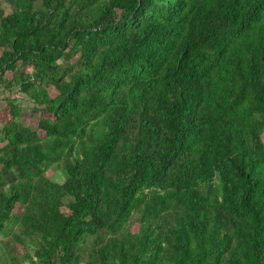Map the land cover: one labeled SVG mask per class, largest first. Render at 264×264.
Returning <instances> with one entry per match:
<instances>
[{
  "label": "trees",
  "instance_id": "16d2710c",
  "mask_svg": "<svg viewBox=\"0 0 264 264\" xmlns=\"http://www.w3.org/2000/svg\"><path fill=\"white\" fill-rule=\"evenodd\" d=\"M0 123V264H264V0H0Z\"/></svg>",
  "mask_w": 264,
  "mask_h": 264
},
{
  "label": "rangeland",
  "instance_id": "374dc122",
  "mask_svg": "<svg viewBox=\"0 0 264 264\" xmlns=\"http://www.w3.org/2000/svg\"><path fill=\"white\" fill-rule=\"evenodd\" d=\"M4 7H6L4 5ZM10 9L6 8V13H9ZM63 59L60 60V62H62ZM39 115L38 114H33L29 108H26L23 112V116H22V122L25 124H29L32 125L34 127H36L37 125V120H38ZM264 137V136H263ZM48 177H50L51 179L58 181V182H62L63 177L62 174L60 172H55L53 170H49L47 172ZM70 200H66L65 202L68 203ZM17 210H20V208H18Z\"/></svg>",
  "mask_w": 264,
  "mask_h": 264
},
{
  "label": "crops",
  "instance_id": "0c3cea01",
  "mask_svg": "<svg viewBox=\"0 0 264 264\" xmlns=\"http://www.w3.org/2000/svg\"><path fill=\"white\" fill-rule=\"evenodd\" d=\"M7 94H5V96H3V98L5 97L6 98ZM1 103H3L5 105L6 101L5 100H1ZM2 128V124L0 123V129ZM3 145L1 144L0 145V148L2 147Z\"/></svg>",
  "mask_w": 264,
  "mask_h": 264
}]
</instances>
